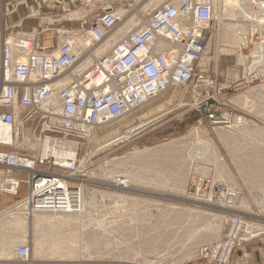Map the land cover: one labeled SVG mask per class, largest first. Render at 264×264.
Instances as JSON below:
<instances>
[{"label":"rangeland","instance_id":"rangeland-1","mask_svg":"<svg viewBox=\"0 0 264 264\" xmlns=\"http://www.w3.org/2000/svg\"><path fill=\"white\" fill-rule=\"evenodd\" d=\"M152 1L112 0L124 15L116 32L106 38L103 45L112 43V36L133 18L132 27L145 20L157 5H151ZM158 1L160 5L168 0ZM225 5L230 7L228 3ZM217 11L209 23V74L218 82L227 76L236 80L228 89L209 93L213 98L207 100L208 106L211 111L216 110L218 116L214 113V117H209L199 107L198 103L206 98L203 88H195L192 94L190 86H177L158 97V101L164 97L167 100L162 105L163 115L152 125L160 126L158 131L144 133L142 129L127 141L105 148L90 159H87L90 152L135 125L123 127L124 119L120 118L95 127L87 138L75 140L78 155L89 164L85 170V187L95 194L84 196L86 213L64 224L41 247L36 245V240L45 228L34 225V214L28 216L24 209L1 214L0 222L13 220L17 214H26L27 222L19 233L8 226L0 230V246L5 240H14L11 252L0 258V264L18 260L13 248L19 244H27L29 264H188L198 258L205 260L198 256V249L222 236L227 213L202 204L195 187L202 178L224 184L225 198L231 205L229 210L241 212L247 228L255 230L254 237L264 235V72L261 71L264 69V23L254 21L253 26L249 20L219 18ZM227 24L246 27L243 42L236 36L230 38L232 30ZM258 43L263 46L259 50L263 53L260 59L263 64H253L250 69L256 59L252 50ZM240 55L244 57L243 62L239 61ZM88 56L84 55L80 61H87L91 57ZM204 141L210 142L220 155L227 172L219 173L213 153L200 162L194 159L199 151L208 152ZM139 150L154 155L143 161L134 160L132 155ZM210 161L213 163H208ZM117 176L128 179L126 188L114 185ZM18 177L23 179L25 174L19 172ZM26 189V184L22 183L17 196L3 195L0 207L9 206L23 196ZM121 197L136 199V204L125 206L115 200ZM54 239L60 245L55 256L51 255L50 244ZM59 251L67 254L59 256ZM164 256L168 258L162 261Z\"/></svg>","mask_w":264,"mask_h":264},{"label":"built area","instance_id":"built-area-1","mask_svg":"<svg viewBox=\"0 0 264 264\" xmlns=\"http://www.w3.org/2000/svg\"><path fill=\"white\" fill-rule=\"evenodd\" d=\"M247 1L264 13V0ZM25 2L9 0L0 13L14 12ZM213 5V0H168L99 56L93 53L104 49V40L122 21L112 0H78L75 9L87 10L76 17L86 21L78 29L63 27L49 14L50 26L43 22L31 31L0 32V203L3 195L17 196L25 183V194L10 205L25 206L28 215L78 213L89 164L78 155L75 140L170 87L190 86L192 94L203 88L206 98L199 107L214 117L218 112L208 106L209 93L228 89L236 80L227 76L218 82L209 74ZM32 13L40 15V9ZM77 39L85 40L87 49L80 50ZM84 55L91 56L88 64L80 61ZM34 143L38 145L31 147ZM113 182L119 188L129 184L124 176ZM195 187L202 204L227 213L222 236L200 246L198 256L228 264L234 248L256 232L247 228L241 212L229 210L224 184L202 178ZM13 249L18 260L11 264H29L27 244Z\"/></svg>","mask_w":264,"mask_h":264},{"label":"bare ground","instance_id":"bare-ground-1","mask_svg":"<svg viewBox=\"0 0 264 264\" xmlns=\"http://www.w3.org/2000/svg\"><path fill=\"white\" fill-rule=\"evenodd\" d=\"M158 0H154L152 1L150 4L151 5H155L157 4L158 5ZM228 3L230 5V7H227L225 4ZM213 9L214 11L218 10L219 11V18H222L223 16H228L229 18H233V19H236V18H239L240 20L243 19L245 21H251L252 25L254 26V21L256 24L258 23H264V13L261 12L260 10L256 9L255 7H252L250 5V3H248L247 0H213ZM225 6H224V5ZM156 5V6H157ZM149 6V5H148ZM146 5V7H148ZM155 6V7H156ZM144 7V8H146ZM151 7V6H150ZM83 9V10H82ZM82 9H79L77 11H73V13H70L68 16L69 17H76V16H79L80 14H84L86 13V9L84 7H82ZM85 9V10H84ZM216 9V10H215ZM217 11V12H218ZM117 14L120 15V16H123V12L121 11H118L117 10ZM216 15V14H215ZM216 17V16H214ZM220 20V19H219ZM138 21V20H137ZM135 20L134 18L127 22V24L124 26V28L118 32V33H115L112 38L110 39V41H114L116 39H118V37H121L123 34H125V32L128 31V28L132 25H134L135 23ZM250 23V24H251ZM249 25V24H248ZM227 26H230L232 32L230 33V38L232 36H235L239 38L240 41H244V38H245V34H246V27L243 26V25H229L227 24ZM130 29V28H129ZM248 29V28H247ZM124 32V33H123ZM248 32V30H247ZM109 40V39H108ZM239 43H242L240 42ZM109 41H107L106 43H108ZM77 43H78V47L79 49H87L85 48L86 47V41L85 40H82V39H77ZM111 44V43H110ZM109 44V45H110ZM108 45V46H109ZM261 45V44H260ZM259 43L258 45L255 46V48L252 50L253 53L255 54V57L256 59H253L255 60V62L252 60V59H249L252 60L251 62V66L250 69L253 68V64L255 65H258L259 63L261 64L262 61H260V59H262V54L259 52L260 48L263 47V46H260ZM104 46V49H97L93 54H95L96 56H99L100 54H102V52L104 50H106V48L108 47L107 45H103ZM102 46V47H103ZM101 47V48H102ZM254 47V46H253ZM262 49V48H261ZM253 55V54H251ZM244 60V57L243 55H240V58H239V61L240 62H243ZM257 60V61H256ZM90 61V59H88L86 61V64H88ZM241 64V63H240ZM243 64V63H242ZM246 64V63H245ZM263 64V62H262ZM264 66V65H263ZM252 67V68H251ZM249 69V68H248ZM251 71V70H250ZM261 71L264 72V69H261ZM256 90V89H255ZM175 92V91H174ZM247 94V93H246ZM142 126V125H141ZM139 125L135 126V127H129L128 129H126L125 131H123V133L121 134H117L116 136L112 137L111 139L107 140L106 142H104L102 145L98 146L96 148L95 151L93 152H90L89 155L87 156V159H90L94 154H96L97 152H100L102 151L103 149L105 148H109L110 146H114L118 143H121V142H124V141H127L133 134L137 133L140 131L139 129ZM199 131V130H198ZM197 132V131H195ZM201 132V131H200ZM198 135H200V133H198ZM206 140V139H205ZM210 140V139H209ZM200 142V141H199ZM176 144V143H175ZM196 144V142H195ZM203 144V143H202ZM34 145H38V143H34V144H31L30 146L33 147ZM74 145V144H73ZM167 146V145H166ZM206 147V151L208 150V152H204L202 154V152L199 151V153H197L198 155H196L197 157L194 156V159L198 160L199 162L201 160L204 159V157L207 155H210V153H213V158H215V160L217 161L216 164L219 165V173L221 174L223 171L227 172V169L226 167L224 166V164L222 162H220L222 160V158L220 157V155L218 156L217 153L215 152L214 150V147L211 146L210 142H206L204 141V145ZM75 147V146H74ZM201 147V146H200ZM204 147V148H205ZM194 149V148H193ZM177 150V149H175ZM195 150V149H194ZM204 150V151H205ZM147 152H149V149L146 150ZM143 152V153H142ZM147 152H144V150H139V151H136V153H134L132 155V158H134V160L136 158L140 159L143 161V159H146V157H149L154 155L153 153L152 154H149ZM175 153V152H174ZM192 153V152H191ZM183 155V154H182ZM204 155V156H203ZM215 155V156H214ZM192 157V156H191ZM206 157V158H207ZM147 158V159H149ZM167 158V157H166ZM238 159V158H237ZM122 160V159H121ZM133 160V159H132ZM195 160V161H196ZM207 161L209 159H206ZM185 161V160H184ZM192 161V160H191ZM207 163V162H206ZM208 163H213V162H208ZM164 166V165H163ZM191 167V166H190ZM197 168V167H196ZM239 168V167H238ZM206 169V168H204ZM243 175V174H242ZM108 176V175H107ZM218 179V178H217ZM220 179V178H219ZM166 180V179H165ZM215 180V179H214ZM219 181V180H218ZM148 183V182H147ZM162 184V183H161ZM231 186V185H230ZM147 187V186H146ZM156 188V187H155ZM263 188V187H262ZM173 189V188H172ZM232 191H235L234 189H231ZM237 190V189H236ZM80 191H81V194H82V198H83V202H82V207L81 209L79 210L78 213H49V212H38V213H34L33 215V222H34V225L36 227H41L43 229V232L41 235H39V237L37 238L36 240V245L37 246H40L45 243L47 240H49V237H53V233L55 232L57 234V232L60 231V228L64 225V224H67L69 221L72 222V219H79L84 213H86L85 211V200H84V196L86 194H92V197L95 196L94 194V191H89L85 185H82L81 188H80ZM235 193V192H234ZM263 195V194H262ZM261 195V196H262ZM259 196V195H258ZM264 196V195H263ZM105 197V196H104ZM91 198V197H90ZM105 199V198H104ZM115 199V198H113ZM117 202H120L121 204H128V205H133V204H136V199H130V198H126V197H121V198H116L115 199ZM243 200V199H241ZM259 200H260V197H259ZM143 201V200H142ZM92 202V201H90ZM242 202V201H241ZM238 203V202H237ZM140 204V203H139ZM116 205V203H115ZM119 206V205H118ZM169 207V206H168ZM26 207L23 206V207H20V208H16V205L13 204V205H9L7 207H5L2 211H0V215L2 214H5V213H8L10 212L11 210H21V209H24L25 212L27 213ZM164 209V208H163ZM19 212V211H18ZM21 212V211H20ZM14 215V214H13ZM12 215V216H13ZM28 215V213H27ZM29 216V215H28ZM26 214H22V215H19L17 214V216L14 217L13 220H9L7 222H0V230H2V228L8 226V227H11L13 229H15V233H19V230L24 228L25 227V222L26 221ZM2 220V219H1ZM76 222V221H75ZM34 226V227H35ZM24 230V229H23ZM12 232V231H11ZM41 232V231H40ZM38 233V232H37ZM57 238V237H56ZM19 241V240H18ZM62 241V240H61ZM17 242V241H16ZM59 241L55 240L54 239V242L50 243L51 246L53 247L50 248L52 249L53 252H51V255H54L57 254L58 250H59V244H58ZM3 245L0 246V258H3L4 255H7L11 252V248H12V245L14 244V240L12 239L11 241H7L5 240L3 243ZM168 244V243H167ZM44 247V246H43ZM47 249V248H46ZM71 250V249H70ZM45 251V250H44ZM48 251V250H47ZM50 251V250H49ZM60 252V251H59ZM45 253V252H44ZM66 253V252H65ZM65 253L64 254H61V252L59 253V256H65ZM67 254V253H66ZM55 256V255H54ZM6 258V257H5ZM52 258V257H51ZM168 258V256H164L161 258L162 261L166 260ZM60 260V259H58ZM149 262V261H148ZM160 263V262H159ZM159 263H156V264H159ZM147 264V263H146Z\"/></svg>","mask_w":264,"mask_h":264},{"label":"crops","instance_id":"crops-1","mask_svg":"<svg viewBox=\"0 0 264 264\" xmlns=\"http://www.w3.org/2000/svg\"><path fill=\"white\" fill-rule=\"evenodd\" d=\"M8 1L9 0H0V12L5 8V3ZM76 6H78V0H41L38 1V4L30 0H26L25 4H23L16 11L6 13L4 16H2L0 13V32L6 34L8 32L13 33L17 31H31L33 27L39 28L43 22H45L47 26H50V19L53 17H50L49 14L54 16V18H60L62 16L60 20L58 19L60 22L56 21V23H59L63 27L73 29L81 28L85 26L86 21H80L75 17L73 18L68 16ZM37 8L40 9V15L33 16L32 12H36ZM85 15L86 13L82 14V16ZM47 42L48 40H46V43ZM171 88L173 87L168 89ZM161 95L162 93L156 98L150 100L145 105L136 108L126 116L122 117L121 119H124L123 127L132 125L136 126L137 124L139 125L140 130L145 129L144 133L158 131L160 126L154 127L152 125L158 122L160 117L163 115L164 109L162 108V105L166 104L167 101L165 99L166 97L158 101V97ZM171 127L172 126H170V128ZM163 132L166 131L163 130ZM188 264L216 263H208L205 260L198 258L197 261ZM228 264H264V235L252 237L249 240L238 244L234 248L230 262Z\"/></svg>","mask_w":264,"mask_h":264},{"label":"water","instance_id":"water-1","mask_svg":"<svg viewBox=\"0 0 264 264\" xmlns=\"http://www.w3.org/2000/svg\"><path fill=\"white\" fill-rule=\"evenodd\" d=\"M216 115L218 116V113H216Z\"/></svg>","mask_w":264,"mask_h":264}]
</instances>
